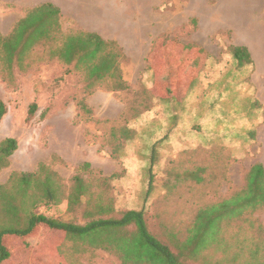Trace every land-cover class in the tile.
<instances>
[{"label": "rangeland", "instance_id": "374dc122", "mask_svg": "<svg viewBox=\"0 0 264 264\" xmlns=\"http://www.w3.org/2000/svg\"><path fill=\"white\" fill-rule=\"evenodd\" d=\"M47 1L59 8L64 33L92 31L116 42L126 88H116L108 77L88 93L81 71L55 86L71 66L41 45L25 56V70L15 69L4 80L0 74V140L17 142L0 169V184L44 164L61 183L60 199L42 201L37 212L84 223L88 194L71 209L65 199L71 178L79 175L96 197L113 194L118 212L143 208L151 234L188 264H249L254 252L262 259L264 203H234L236 195L247 196L242 191L250 165L264 166V51L240 39L234 16L244 11L245 29L264 32V0H0V32L8 33L28 10ZM186 44L202 50L187 52L191 57L178 65L184 73L175 71L182 102H162L151 54L167 60ZM231 45L245 46L251 63L237 68ZM78 99L89 113L78 109ZM32 103L36 108L29 115ZM112 174L105 188L100 178ZM31 192L40 195L37 188ZM202 208L219 213L194 222ZM8 242L15 248L10 264H133L102 248H81L45 227Z\"/></svg>", "mask_w": 264, "mask_h": 264}, {"label": "trees", "instance_id": "16d2710c", "mask_svg": "<svg viewBox=\"0 0 264 264\" xmlns=\"http://www.w3.org/2000/svg\"><path fill=\"white\" fill-rule=\"evenodd\" d=\"M40 45L48 49L51 57L66 66H71L62 75L57 76L55 86H60L70 73L81 71L87 81L86 86L90 88L88 93L95 86H100L101 82L108 77L112 79L116 88H126L118 68L121 54L117 50L116 42L104 39L92 31L64 33L61 30L60 10L48 1L28 10L8 33L0 32V74L3 80L5 75H12L15 69L25 70V56L31 54ZM192 50L202 49L196 45H182L179 54L167 60L151 54L154 84L157 90H160L155 96L160 101L174 104L182 102L183 98H179L178 91L175 90L176 81L173 77L174 75L177 77V73H184L178 65L191 57L187 52ZM229 53L237 68L251 63L250 53L243 45L229 46ZM208 56L206 54V57ZM193 61L195 64L196 61L194 59ZM174 67L177 69L174 70ZM194 83L195 78L189 82V86L192 88ZM162 88L163 92H161ZM76 105L79 110L85 113L90 112L83 99H78ZM35 108V103L30 104L29 115ZM4 112V104L0 102V119ZM113 135H115L114 131ZM16 147L17 142L13 137L0 140V169L8 165V158ZM151 163L152 161L148 163V173ZM87 164L83 165L87 166ZM55 177H57L56 173L44 164H39L35 171L12 173L5 184H0V264L12 262L9 257L15 248L8 242L11 238L23 241L36 235L41 227L59 232L67 240L78 242L81 248L87 250L102 248L119 257L125 256L126 260L130 258L133 264H188L186 258L176 256L167 245L151 234L143 208L124 209L118 212L113 202V194L102 193L100 198L96 197L91 191V183L79 175L71 178V190L65 199H67V208L71 209L73 205L80 203L84 195L88 194L89 209L84 213L86 218L84 223L63 221L37 212L35 208L42 201L46 204L59 201L61 183L55 180ZM115 177L116 174L101 176L100 183L107 188L109 180ZM191 178L199 181L201 176L192 173ZM151 185L150 176L146 195L150 193ZM245 187L242 192H246L247 196L241 197V193L236 195L239 196L237 198L239 201L234 204L251 203L255 206L264 203V166L261 163L256 162L250 165L245 175ZM34 188L40 190V195L37 196L31 192ZM205 212L204 208L200 209L195 215L194 222L200 217L208 221L219 213L211 215ZM190 251L191 248L187 252ZM232 263L234 264V261ZM249 264H264V257L257 259L254 252Z\"/></svg>", "mask_w": 264, "mask_h": 264}, {"label": "bare ground", "instance_id": "6f19581e", "mask_svg": "<svg viewBox=\"0 0 264 264\" xmlns=\"http://www.w3.org/2000/svg\"><path fill=\"white\" fill-rule=\"evenodd\" d=\"M235 11H236V9H235ZM229 17H231V16H229ZM234 17H235V24L234 25H235L236 31L238 32V34L240 36V39L243 40L244 42H248V41L254 42V44L256 43L258 45V49H260L261 51L263 49V51H264V32L257 30L256 28H254L253 30H250L251 28L249 30L245 29L246 27L249 26V24L247 22L248 20H247V17H246V14L244 13V11L237 13L236 16H234ZM261 65L263 66L264 63H261Z\"/></svg>", "mask_w": 264, "mask_h": 264}, {"label": "crops", "instance_id": "0c3cea01", "mask_svg": "<svg viewBox=\"0 0 264 264\" xmlns=\"http://www.w3.org/2000/svg\"><path fill=\"white\" fill-rule=\"evenodd\" d=\"M138 170L132 169V173H130V175H136L135 172H137Z\"/></svg>", "mask_w": 264, "mask_h": 264}]
</instances>
